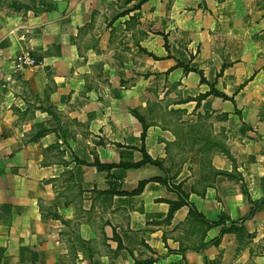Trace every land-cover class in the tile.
<instances>
[{"label":"crops","instance_id":"0c3cea01","mask_svg":"<svg viewBox=\"0 0 264 264\" xmlns=\"http://www.w3.org/2000/svg\"><path fill=\"white\" fill-rule=\"evenodd\" d=\"M147 260L264 264V0H0V264Z\"/></svg>","mask_w":264,"mask_h":264},{"label":"trees","instance_id":"16d2710c","mask_svg":"<svg viewBox=\"0 0 264 264\" xmlns=\"http://www.w3.org/2000/svg\"><path fill=\"white\" fill-rule=\"evenodd\" d=\"M212 93L215 94V95H218V96H222L224 97V95L218 91H213L212 90ZM205 96V95H204ZM135 116L141 121L142 123V127H143V132L141 134V139H142V146L140 147V150L142 152V159L138 162H135V163H130V164H120L119 166H124V167H139L143 164H146V163H150V164H154V165H158V166H161V162L160 161H157V160H153L152 158L149 157V155L146 153L145 149H144V136H145V133H146V128H147V125L146 123L144 122V120L142 119V117H140L138 114L135 113ZM227 152V150H225ZM228 154V152H227ZM99 167H112L114 165H106V166H102V165H98ZM149 180H157V181H161V182H165L167 184V180L166 178H161V177H152L150 179H145V180H141L137 187L131 191L130 193H137L139 191H141V189L143 188L144 184L149 181ZM169 185V188L171 190H174L177 194H178V200L177 201H174V202H171L170 203V209H169V212L167 214V217H170L173 212L181 207L182 205L186 204V205H189L190 207V214H194L196 215L197 217H199V219L204 222V224H206V226H214V225H218V224H222L224 222V220H229V218L225 215H220L219 219L216 220V221H207L203 215L199 212L196 211V209L188 203V201L186 200L187 199V196L185 194V192L181 189V185L180 184H177V185H172L171 183H168ZM121 194H125V192H119ZM253 203L252 204V207L250 209V212L248 215L244 216L241 220H239L238 222H242L245 218L249 217L250 215L253 214V212L255 211V209L258 207V204H260V202H251ZM235 229H237V225H236V222L234 221H231V224L228 226V227H222L221 230H220V234L218 236V238H216L213 242H217L220 238V236L224 233V232H230V231H234ZM135 264H153V260H147V261H142V262H136Z\"/></svg>","mask_w":264,"mask_h":264},{"label":"built area","instance_id":"2783aa9c","mask_svg":"<svg viewBox=\"0 0 264 264\" xmlns=\"http://www.w3.org/2000/svg\"><path fill=\"white\" fill-rule=\"evenodd\" d=\"M18 65L20 67H30L35 64V60L30 56L28 52H23L18 58Z\"/></svg>","mask_w":264,"mask_h":264}]
</instances>
